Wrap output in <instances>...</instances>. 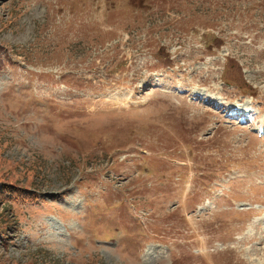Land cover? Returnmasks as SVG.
<instances>
[{
    "label": "rangeland",
    "instance_id": "1",
    "mask_svg": "<svg viewBox=\"0 0 264 264\" xmlns=\"http://www.w3.org/2000/svg\"><path fill=\"white\" fill-rule=\"evenodd\" d=\"M258 130L264 0H0V264H264Z\"/></svg>",
    "mask_w": 264,
    "mask_h": 264
},
{
    "label": "bare ground",
    "instance_id": "2",
    "mask_svg": "<svg viewBox=\"0 0 264 264\" xmlns=\"http://www.w3.org/2000/svg\"><path fill=\"white\" fill-rule=\"evenodd\" d=\"M151 252V251H150Z\"/></svg>",
    "mask_w": 264,
    "mask_h": 264
}]
</instances>
